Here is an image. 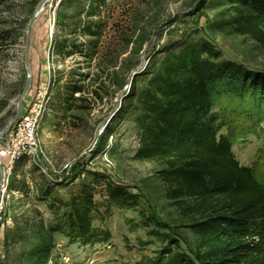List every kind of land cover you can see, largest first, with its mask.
<instances>
[{"label": "rangeland", "instance_id": "rangeland-1", "mask_svg": "<svg viewBox=\"0 0 264 264\" xmlns=\"http://www.w3.org/2000/svg\"><path fill=\"white\" fill-rule=\"evenodd\" d=\"M40 1L0 0V129L16 115L27 80L26 30ZM232 7L231 0H107L97 11L94 0H52L44 8L30 34L32 84L20 115L44 104L40 92L45 108L36 155L17 161L1 190L0 264H155L169 249L195 261L217 246L191 230L197 215L167 197L164 166L135 159L137 98L167 60L193 46L233 73L264 76V48L235 31ZM72 93L84 102L65 112ZM213 113L236 161L264 185V107L221 92ZM7 163L0 159L4 170ZM88 191L100 216L79 237L71 202Z\"/></svg>", "mask_w": 264, "mask_h": 264}, {"label": "trees", "instance_id": "trees-1", "mask_svg": "<svg viewBox=\"0 0 264 264\" xmlns=\"http://www.w3.org/2000/svg\"><path fill=\"white\" fill-rule=\"evenodd\" d=\"M106 2L94 0L95 9ZM231 2L235 31L264 48V0ZM86 29L97 35L95 26ZM214 60L205 47L184 49L164 63L137 98L141 136L135 159L164 166L158 175L167 197L198 216L191 225L195 234L217 244L196 254L195 261L169 249L155 264H264V185L236 161L228 138L217 134L213 113L221 92L248 95L255 106L264 107V76L233 73ZM73 95L63 101L65 112L84 102ZM119 196L124 205L125 195ZM93 197L83 192L71 202L69 223L79 237H86L94 215L100 216Z\"/></svg>", "mask_w": 264, "mask_h": 264}, {"label": "built area", "instance_id": "built-area-1", "mask_svg": "<svg viewBox=\"0 0 264 264\" xmlns=\"http://www.w3.org/2000/svg\"><path fill=\"white\" fill-rule=\"evenodd\" d=\"M39 96H41V99L45 104L46 99L45 96H43V93L40 92ZM44 104H34L28 114L20 115L11 128V130H14V132L12 137L7 141L6 149L0 151V157L8 159V166L5 169L6 171L4 170L5 184L2 189L3 194L7 189V174L11 175V171H13L15 163L19 160H22L23 158L30 160L37 153L36 132L42 112L45 108Z\"/></svg>", "mask_w": 264, "mask_h": 264}, {"label": "water", "instance_id": "water-1", "mask_svg": "<svg viewBox=\"0 0 264 264\" xmlns=\"http://www.w3.org/2000/svg\"><path fill=\"white\" fill-rule=\"evenodd\" d=\"M52 0H41L37 6V8L35 9V12L33 14V16L31 17L28 26H27V30H26V37H25V47H24V60H25V67L27 70V80L25 81V85L24 88L22 90L21 96L18 99L17 102V108H16V115L14 116V118L12 119V121L5 125L3 128L0 129V139L12 128V126L14 125L15 121L19 118L22 109H23V104L25 101V98L29 92V89L31 87L32 84V75L29 69V62H28V58H29V47H30V34L32 31V27L33 24L35 22L36 17L39 15L40 12H42L44 10V8L51 2ZM133 79V77L130 79V81ZM123 95L121 97V100L123 99ZM120 100V102H121ZM119 102V104H120ZM4 180H5V173H4V168L3 166L0 164V194H1V190L4 184Z\"/></svg>", "mask_w": 264, "mask_h": 264}, {"label": "bare ground", "instance_id": "bare-ground-1", "mask_svg": "<svg viewBox=\"0 0 264 264\" xmlns=\"http://www.w3.org/2000/svg\"><path fill=\"white\" fill-rule=\"evenodd\" d=\"M40 13H41V12H40ZM40 13H39V14H40ZM51 27H52V25H51ZM51 27H50V30H51ZM4 184H5V182H4ZM4 184H3V187H4ZM3 187H2V189H3Z\"/></svg>", "mask_w": 264, "mask_h": 264}]
</instances>
